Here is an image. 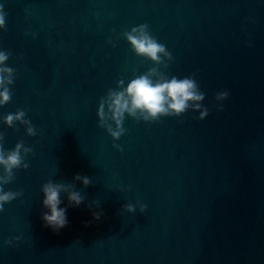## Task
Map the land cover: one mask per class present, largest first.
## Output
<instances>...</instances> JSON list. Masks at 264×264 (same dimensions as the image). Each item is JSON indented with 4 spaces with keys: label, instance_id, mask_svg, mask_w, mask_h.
Segmentation results:
<instances>
[{
    "label": "water",
    "instance_id": "1",
    "mask_svg": "<svg viewBox=\"0 0 264 264\" xmlns=\"http://www.w3.org/2000/svg\"><path fill=\"white\" fill-rule=\"evenodd\" d=\"M0 15L14 69L0 145L32 149L0 186L20 193L0 210V264H264V0H0ZM140 24L171 60L134 52L124 33ZM151 67L154 81L196 80L204 99L189 103L208 114L125 113L114 140L102 126L116 128L108 90ZM17 109L36 135L4 124ZM49 180L84 197L71 206L60 193L68 224L58 231L41 219Z\"/></svg>",
    "mask_w": 264,
    "mask_h": 264
},
{
    "label": "clouds",
    "instance_id": "2",
    "mask_svg": "<svg viewBox=\"0 0 264 264\" xmlns=\"http://www.w3.org/2000/svg\"><path fill=\"white\" fill-rule=\"evenodd\" d=\"M4 26V17L0 15V28ZM137 29L140 30L139 34H134L137 33ZM124 36L137 55L144 56L156 63H162V54L168 60L172 59L171 54L166 50L165 46L158 43L149 34L146 24L132 27L129 32L124 33ZM9 55L10 53L0 51V105L8 103L12 95L8 85L13 83L14 69L5 65V61ZM154 74L155 69L151 67L144 74L131 79L126 87H124L123 79L117 80V86L122 88V90H108L107 105L116 128L113 130L110 125L102 126L106 127L107 132L114 140L119 139L126 131L122 127L125 113L133 118L140 119L136 115L137 111H139L142 119L145 121L157 120L160 116H179L188 109L199 111L197 119H203L208 114L209 109L201 103H189L190 101H202L204 99V93L199 90L197 81L191 76L178 79L175 76L168 78L161 75L154 81L151 79ZM227 96V91H221L215 94V99L220 101ZM104 104L105 101L101 100L97 107V116L101 118V121H103L105 116ZM217 108L220 110L222 105H217ZM16 121L22 125H27L25 128L27 135H36L34 126L26 118L24 110L17 109L14 113H8L3 116L4 124L9 127L14 126V122ZM114 147L119 148V145H114ZM31 151V147H25L23 141L17 142L11 149H4L0 145V169H2L0 186L14 179L13 169L28 167V164L24 162V157ZM73 180H79L84 186H88L91 183L88 176L80 174H75ZM73 188L74 186L71 184L54 183L51 180L41 186L43 193L42 206L47 209V211L42 212L41 219L45 226L50 227L53 231H58L68 224L66 208L60 206L62 203L60 193L62 191L67 192L66 199L71 206H79L84 200L80 192L72 190ZM19 195V192L4 191L0 187V210H2L4 203L10 202ZM92 204H97V202L93 200L86 206L91 209ZM122 207L129 212H132L134 209V206L130 203L124 204ZM145 207V205L141 204L140 209L142 212ZM97 209H99L98 204ZM102 215L103 212L100 210L92 211L94 220H99ZM19 239V236L13 237L11 240H6L5 243L12 244L14 240Z\"/></svg>",
    "mask_w": 264,
    "mask_h": 264
}]
</instances>
